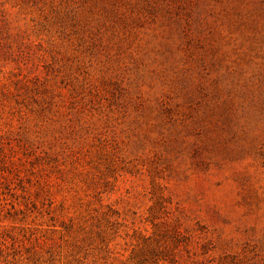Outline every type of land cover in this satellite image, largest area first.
Masks as SVG:
<instances>
[{"label":"rangeland","instance_id":"374dc122","mask_svg":"<svg viewBox=\"0 0 264 264\" xmlns=\"http://www.w3.org/2000/svg\"><path fill=\"white\" fill-rule=\"evenodd\" d=\"M0 264H264V0H0Z\"/></svg>","mask_w":264,"mask_h":264}]
</instances>
